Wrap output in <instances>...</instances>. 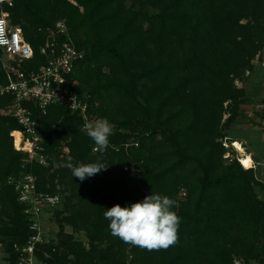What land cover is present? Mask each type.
Returning <instances> with one entry per match:
<instances>
[{"label": "trees", "instance_id": "16d2710c", "mask_svg": "<svg viewBox=\"0 0 264 264\" xmlns=\"http://www.w3.org/2000/svg\"><path fill=\"white\" fill-rule=\"evenodd\" d=\"M2 11L34 50L23 66L28 75L46 64L41 49L65 22L84 53L72 76L76 92L92 117L114 125L109 147L95 153L78 115L58 104L43 115L34 102L24 103L49 162L30 168L38 190L67 193L62 208L73 225L86 228L89 258L98 252L95 243L108 245L103 258L89 264H125L129 253L135 264H264V202L257 193L264 183L238 159L228 162L223 147L245 101L246 72L262 61L264 0H13ZM1 59L0 49L4 81ZM237 79L245 87L237 89ZM13 101L0 96V232L11 235L9 252L31 235L17 194L6 184L22 175L26 157L12 136L22 127L1 115ZM132 139L138 147H127ZM70 163L107 168L81 182ZM134 163L145 168L138 178L125 171ZM152 191L178 204V240L167 249L125 242L104 218L106 209L139 202ZM43 247L38 260L55 264L52 254L42 259Z\"/></svg>", "mask_w": 264, "mask_h": 264}, {"label": "built area", "instance_id": "2783aa9c", "mask_svg": "<svg viewBox=\"0 0 264 264\" xmlns=\"http://www.w3.org/2000/svg\"><path fill=\"white\" fill-rule=\"evenodd\" d=\"M5 5L12 8L13 0H0L1 68L4 74V81L0 79V96L14 97L13 104L8 106L3 114L13 117L22 127L20 132H15L12 136L16 151L26 155L23 159L22 175L8 178L6 184L14 188L17 202L23 209L31 233L26 242L13 244L9 258L14 256L16 264H39L38 247L48 241L45 224L51 215L62 208L67 193L51 194L38 190V179L30 168L36 162L48 167L49 162L48 156L44 154L43 138L38 133V123L33 119L32 111L26 108L24 103L34 102L43 115L47 114L51 105H62L82 119V131L85 133V124L96 118L90 115L87 101L81 99L76 92L79 82L72 76L77 64L84 59V53L77 49L69 37L65 22L61 21L57 24L56 31L51 33L50 40L41 49L46 64L28 75L24 72L23 66L34 58V50L25 41L22 30L11 27L8 14L2 11ZM256 64L255 62V67ZM250 75L251 72L247 71L246 78ZM242 83L238 79L235 81L239 89L243 88ZM15 134L20 135L19 143ZM129 146L138 147L139 144L135 142L127 145ZM224 146L229 148L228 144ZM102 150L95 146L93 151L99 153ZM238 161L240 162L239 159ZM255 166L256 164L254 169ZM125 171L131 177H139L145 170L142 163H134L131 167H126ZM2 186L3 184L0 183V189ZM183 192L181 194L186 196ZM0 254H4L2 244H0ZM125 264H135L131 253L128 254ZM235 264L242 263L236 261Z\"/></svg>", "mask_w": 264, "mask_h": 264}, {"label": "clouds", "instance_id": "9594fccd", "mask_svg": "<svg viewBox=\"0 0 264 264\" xmlns=\"http://www.w3.org/2000/svg\"><path fill=\"white\" fill-rule=\"evenodd\" d=\"M86 134L101 149H107L114 125L108 118H98L85 124ZM72 176L81 182L96 176L107 166L100 163L68 165ZM177 202L164 195H146L141 201L127 206L119 204L106 209L104 218L113 236L148 250L167 249L178 240L181 218L175 209Z\"/></svg>", "mask_w": 264, "mask_h": 264}, {"label": "rangeland", "instance_id": "374dc122", "mask_svg": "<svg viewBox=\"0 0 264 264\" xmlns=\"http://www.w3.org/2000/svg\"><path fill=\"white\" fill-rule=\"evenodd\" d=\"M245 82V85H247V81ZM242 84V87H245L244 83ZM237 89H239V87H237ZM1 115L5 116L3 114V111L1 112ZM226 118L227 116H225V119ZM236 134H238V132H236ZM133 143H135V141L132 139L128 142V145H131ZM226 144H228L229 148H226L224 146ZM232 144L233 142H228L227 139H224L223 141V147L228 150L224 158L228 157V162L240 158V154L233 148ZM252 144L253 145L251 146V150L259 157V161L261 162L257 164V162L255 161L256 166L254 171H256V177L262 183H264V145L259 140L253 141ZM257 193L259 199L264 202V189L258 187ZM184 197L185 196H183L181 193L179 194L180 199ZM70 217L71 214L65 212L63 208L56 211L54 215L50 216L49 220L45 224L46 233L48 235V241L43 247L44 250L43 253H41L43 257L42 259H47V257H50V254H52V260L55 264H89L90 262L100 261L105 255L108 249V245L95 243L96 247H98V252L92 258H89L91 256L90 250L92 249V247L90 244V240L87 236L86 228L80 229L77 226L73 225L70 222ZM85 227H87V225H85ZM10 236L11 235L7 233L0 232V244H2L4 247V254H0V264H10L11 262V259L9 258L10 254L7 250L11 238ZM81 248L85 249L86 253L89 252V254H87V258H85V256L81 253ZM238 262L244 264L243 261L238 260ZM44 263L47 264L46 261L39 260V264ZM252 264L260 263L258 260H255L252 262Z\"/></svg>", "mask_w": 264, "mask_h": 264}, {"label": "crops", "instance_id": "0c3cea01", "mask_svg": "<svg viewBox=\"0 0 264 264\" xmlns=\"http://www.w3.org/2000/svg\"><path fill=\"white\" fill-rule=\"evenodd\" d=\"M256 63L254 72L247 79L246 97L240 106V115L229 128L227 141L240 142L258 164L261 162L251 146L256 140L264 145V51L262 61L257 60Z\"/></svg>", "mask_w": 264, "mask_h": 264}, {"label": "bare ground", "instance_id": "6f19581e", "mask_svg": "<svg viewBox=\"0 0 264 264\" xmlns=\"http://www.w3.org/2000/svg\"><path fill=\"white\" fill-rule=\"evenodd\" d=\"M18 137V143L20 141V135L15 134ZM233 148L240 154V158H238L240 160V162L242 163V161H248V166H245L244 163H242V167L246 170H251L254 169V165L256 164L255 161L253 160L252 156L246 152V149L244 148V146L236 141L233 142L232 144Z\"/></svg>", "mask_w": 264, "mask_h": 264}, {"label": "snow or ice", "instance_id": "6c2138e0", "mask_svg": "<svg viewBox=\"0 0 264 264\" xmlns=\"http://www.w3.org/2000/svg\"><path fill=\"white\" fill-rule=\"evenodd\" d=\"M242 163H244L245 166H248V161H242Z\"/></svg>", "mask_w": 264, "mask_h": 264}]
</instances>
